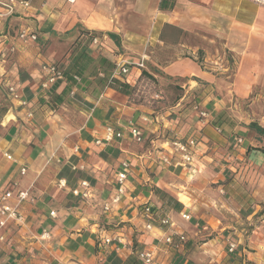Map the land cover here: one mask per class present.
<instances>
[{
  "label": "crops",
  "instance_id": "obj_1",
  "mask_svg": "<svg viewBox=\"0 0 264 264\" xmlns=\"http://www.w3.org/2000/svg\"><path fill=\"white\" fill-rule=\"evenodd\" d=\"M161 2L16 0L12 14L0 7V75L5 74L8 86L16 84L34 111L29 117L28 108L10 94L0 123V193L28 191L32 197L20 204L19 218L0 230L5 237L0 240V264H143L138 252L154 249L153 264H220L231 241L243 264H264V214L254 228L237 233L239 239L220 219L228 208L221 194L227 166L233 170L246 155L264 166V150L251 148L257 144L239 136V125L227 133L226 123H219L232 99L264 90V5L252 0H175L173 8L162 9ZM23 30L37 34V40L19 37ZM83 30L100 38L87 48L91 57L106 58L114 70L118 64L129 66V91L112 85L97 98L80 90L76 98L69 96L73 88L68 87L65 102L52 107V100L40 93L42 65L66 59ZM141 61L144 67L138 68ZM146 75L177 80L185 92L173 107L187 98L194 101L191 109L170 120L164 118L168 111L160 113L136 100L133 92L142 88ZM11 76L15 79L9 85ZM116 76L117 84L126 77ZM66 84L59 80L53 87L61 92ZM48 102L51 107L44 104ZM195 103L208 112L206 120L192 110ZM145 116L152 123L139 128L148 140L137 144L129 123L139 124ZM160 118L176 138L196 139L191 168L175 160L158 164L157 158L172 150L164 137L166 123H156ZM107 124L122 134L109 144H97ZM238 137L243 139L240 145ZM123 160L132 166L128 190L105 211ZM82 180L91 184L89 199L72 192ZM7 202L16 205L17 199ZM147 203L156 211L151 229L143 214ZM164 216L173 226L161 224ZM44 229L51 232L49 239L40 238ZM169 234L173 244L165 242ZM181 235L186 242L179 244ZM107 237L114 240L108 244Z\"/></svg>",
  "mask_w": 264,
  "mask_h": 264
},
{
  "label": "rangeland",
  "instance_id": "obj_2",
  "mask_svg": "<svg viewBox=\"0 0 264 264\" xmlns=\"http://www.w3.org/2000/svg\"><path fill=\"white\" fill-rule=\"evenodd\" d=\"M67 54H69V51ZM61 63L62 60L59 62V64ZM4 76L5 74L0 75V123L2 122L4 115L8 112L11 104L10 102L12 101V97L8 89V82ZM14 79L15 78H12V80H10L9 85L14 81ZM134 92V98L139 100L144 106H149L160 113L164 110L168 111V114L164 116V118H169L170 120L174 119L175 116L179 114L181 115V113L188 108L191 109V106L194 102L193 100L186 102L187 98H185V104H182L184 106L179 105L177 108L173 107L178 102L181 95L185 92V89L180 86V83L177 80H171L167 78L157 79L152 75H146L145 80L142 82V88ZM77 93L78 91L75 94H71L69 96H75L78 98L79 96ZM48 99L52 100L50 101L51 103H44L48 107H51V105H49L50 103L53 104L52 107L55 106L58 108V106H61L62 103L65 102L64 99L63 102L59 104L50 97H48ZM231 101L232 103L227 106L229 108L223 110L225 114L223 119L225 120L226 126L228 127L226 130L227 133L230 131V128L239 125L241 126H238L239 131H241L239 136L248 138L253 144H258L257 140L255 139V134L249 132V129L246 130L244 128H247L246 122L251 120L253 117L255 118L254 121L261 122V124L264 125V119L262 118V109H264V90L255 89L252 91L249 97L240 99L234 98ZM4 109H6V112L3 114ZM144 113L150 115L147 112ZM152 115H157V112ZM73 117H76L75 119H77V116L74 115ZM161 121L163 124L166 123L163 122L161 118L156 123ZM150 123L152 122L149 117H142L139 124L136 122H130L128 131H130L131 125H135L143 129L144 126L147 127ZM165 125L167 128H165L164 137L169 138L170 141L181 139L176 138L177 136L173 135V129L171 128L170 124L166 123ZM245 130L247 131V134L243 135ZM143 134L146 136L145 139L148 140L147 133L143 132ZM129 135L131 136L130 132ZM132 140L133 142H136L134 139ZM136 143L141 144V142ZM238 163L239 164L235 165L233 170H230V168L227 166L228 172L224 177V183L227 185L223 186L224 191L221 193L227 202L226 206L228 208L222 210L223 215L220 216V219L223 222L226 221L230 226L229 229L234 232L232 237H237V233H245L249 229L254 228V225L257 224L260 217L264 214V166H256L253 161L247 157V155L242 159H238ZM228 164H230V162ZM202 239H198V241L201 242ZM222 240H226V238L223 237ZM229 243L230 242L227 243L225 248L227 256L220 262V264H243V256L238 253V250H236L237 248L230 252Z\"/></svg>",
  "mask_w": 264,
  "mask_h": 264
},
{
  "label": "built area",
  "instance_id": "obj_3",
  "mask_svg": "<svg viewBox=\"0 0 264 264\" xmlns=\"http://www.w3.org/2000/svg\"><path fill=\"white\" fill-rule=\"evenodd\" d=\"M73 1V0H68ZM260 5H264V0H252ZM16 6V0H0V7L6 9L8 14H12L15 11ZM19 37H21L24 40L31 39L33 41L37 40L38 36L35 33H28L26 30L21 31L19 34ZM100 42V38L98 36H94L89 45L88 48L92 45H97ZM11 50H14L12 48ZM138 68L144 67V61H141L136 64ZM42 72H43V80L40 84V93H43L46 98H48L47 91L50 90L59 80H63L64 77V69L61 64L59 63H45L42 65ZM117 74L126 75L124 80L122 82L130 83L132 78L131 76V70L127 64H118L116 65V69L113 72V75L115 78H117ZM100 75H103L101 73ZM77 80H79L78 76H75ZM9 91L12 97L16 98L20 105L28 108V116L33 117L34 111H33V104H31V100L24 99L20 97V94L18 93V89L16 84H11L9 86ZM77 88H73L71 90V94H75L77 92ZM193 110L200 116L201 119L206 120L209 117L208 112L203 109V107L199 103H195L193 105ZM219 131H221L220 127H217ZM130 134L132 138L136 142H144L145 136L141 132V129L138 126L131 125L130 127ZM121 131L119 129H116L113 124H107L105 126V133L102 137L96 139L97 144H109L115 140V138H118L121 136ZM242 138L238 137L236 142L240 145L242 143ZM196 145L197 141L195 138H190L187 141H183L182 139H175L171 141V144L168 145V147H171V152L162 155L157 158V162L159 165L163 164H171L174 160L177 164H180L182 166L186 167H192L193 162L195 161V153H196ZM179 153V155H178ZM178 155V156H177ZM171 156H174L171 157ZM178 157V159H177ZM81 169L84 168V165H79ZM120 169L116 172V192L113 195L111 199V203L106 204L104 206L105 211H109L111 208V204L119 203L124 195L126 194L128 190V182L129 177L132 173V166L131 163L128 160H123L120 163ZM26 169L23 168L21 170L22 174H25ZM59 184L61 186L66 185V181L64 179H61L59 181ZM72 192L75 196H78L82 199H89L92 197V191H91V184L88 180H82L80 183V186H75L72 189ZM13 197H16L17 203L16 205H10L7 201ZM32 200V197L28 191H17L15 193L12 190H2L0 193V230L2 228L7 227L12 221L19 218V207L20 204L23 201ZM152 206L151 205H144L143 208V214L144 217L147 219L146 228L151 229L154 226L153 221V212H152ZM52 217H56L57 213L55 211H52L50 213ZM184 218H189L187 214L183 215ZM160 222L162 225L166 226H173V222L171 221V218L169 216H164L160 219ZM51 237V232L44 229L41 234V239H49ZM4 236L0 234V240H4ZM114 239L111 237H107L105 239L106 243H111ZM165 242L167 244H173L174 238L172 234H169L165 238ZM186 238L184 235L180 236V242L185 243ZM237 248V244L235 242L230 243L229 251L232 252ZM139 257L143 260V264H153L156 250H141L138 252Z\"/></svg>",
  "mask_w": 264,
  "mask_h": 264
},
{
  "label": "trees",
  "instance_id": "obj_4",
  "mask_svg": "<svg viewBox=\"0 0 264 264\" xmlns=\"http://www.w3.org/2000/svg\"><path fill=\"white\" fill-rule=\"evenodd\" d=\"M174 4L175 0H162L161 8L171 9ZM94 36H98V34L86 30L81 31L79 37L70 47L69 56L62 60L61 64L64 69V77L62 81L67 83L66 89L65 91H63V89L61 92H57L55 88L52 87L46 93L56 103L60 104L63 102L64 98L69 93L68 91L71 90V87L84 91L94 98L101 95L107 86H118L116 87L118 90H123L125 92L129 91L128 84L126 82H120L119 84L115 83L116 78L113 75V68L115 66L113 63L104 57L93 58L87 53L88 45ZM101 73L104 75L101 76ZM75 76H78L79 80H77ZM3 111L4 114L6 109ZM224 117V113L219 114V123L223 121L225 122L223 119ZM217 127L220 126L217 125ZM246 127L249 129V132L255 134V139L258 142L257 146H251V148H261L264 150V126L257 121H251L246 125ZM146 205L150 204L147 203ZM151 209L154 215L152 222L156 224V211L153 207ZM132 264H135V262Z\"/></svg>",
  "mask_w": 264,
  "mask_h": 264
}]
</instances>
